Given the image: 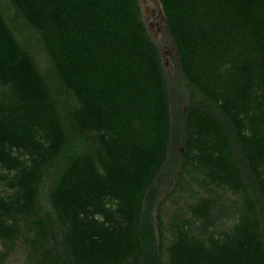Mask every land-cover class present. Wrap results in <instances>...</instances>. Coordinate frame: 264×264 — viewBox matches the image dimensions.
Instances as JSON below:
<instances>
[{
	"label": "trees",
	"instance_id": "1",
	"mask_svg": "<svg viewBox=\"0 0 264 264\" xmlns=\"http://www.w3.org/2000/svg\"><path fill=\"white\" fill-rule=\"evenodd\" d=\"M158 2L187 104L173 118L137 0H0V182L12 190L0 194L4 245L17 217L31 215L29 242L46 264L55 232L72 264H160L153 180L166 165L174 174L172 138L210 195L189 206L193 220H172L169 264H264V0ZM31 46L50 60L54 85ZM41 168L57 177L37 217ZM209 185L240 204L231 211ZM228 212L235 222L215 237Z\"/></svg>",
	"mask_w": 264,
	"mask_h": 264
},
{
	"label": "rangeland",
	"instance_id": "2",
	"mask_svg": "<svg viewBox=\"0 0 264 264\" xmlns=\"http://www.w3.org/2000/svg\"><path fill=\"white\" fill-rule=\"evenodd\" d=\"M1 2L4 4L5 0H1ZM137 2L141 20L146 31L159 49L162 66L165 72L166 86L168 88L171 118L174 117V110L176 108L180 109L179 113L183 116L187 110V104L183 95L184 92L181 91L183 79L179 73L175 46L166 27L161 6L158 0H137ZM27 43L26 41V44ZM31 52L38 70L48 77L50 80L49 85H54L53 82L58 81V76L55 75L52 64L44 50L39 47L31 46ZM68 96L69 100L74 104L75 100L70 92ZM76 143L78 144V142ZM182 144V140L176 144L172 142V138L169 139V143H167V155L169 159L173 158L176 160V169L173 175L167 176L166 171L169 167L166 165L158 172L153 180V183L161 188V195L158 197L153 210L160 264H169L168 247L172 241V220H193L189 211V206L195 204L198 199L207 198L210 195L208 190H205L193 180L201 178L202 175L200 173H195L191 167H186V164L184 168L182 167ZM235 160L239 163L238 166L242 170V175L244 177L247 176L249 171L242 162L241 157L236 156ZM45 169L47 168H41L43 176L40 177L38 197L34 205V211L37 217L45 216L44 210H47L49 205L47 195L49 191L54 188L57 177L56 173L50 170H46L44 174ZM1 172L4 173V171ZM207 188L214 191V195L219 196L222 199L221 202L228 205L231 211L234 209L232 207L233 203L238 205L241 202V197L231 191L218 189L214 185H209ZM5 191L10 193L12 190L8 188L4 182H0V194H3ZM258 213L261 218V227L264 229V208L262 206L258 208ZM233 216L234 215L229 212L223 214L222 218L216 222V228L210 229L212 235L216 237L219 232L229 230L236 220ZM32 217L31 215H29V217H17L15 224L17 225L18 234L9 246L4 245L0 240V253L5 254L2 264H46L47 259L45 252H41L42 250L39 249L37 252H33L29 242L31 233L29 232L26 221ZM48 242L45 249L52 254L55 264H72L69 260L68 253L59 257V252L64 250L62 247L61 234L59 232H55L54 235H51Z\"/></svg>",
	"mask_w": 264,
	"mask_h": 264
}]
</instances>
